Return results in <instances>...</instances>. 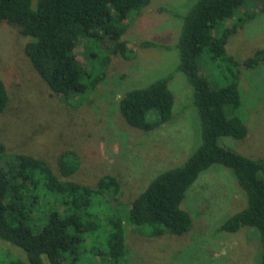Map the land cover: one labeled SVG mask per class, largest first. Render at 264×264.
<instances>
[{"label":"trees","instance_id":"16d2710c","mask_svg":"<svg viewBox=\"0 0 264 264\" xmlns=\"http://www.w3.org/2000/svg\"><path fill=\"white\" fill-rule=\"evenodd\" d=\"M149 3L0 0V26H17L32 68L52 94L73 103L103 81L114 56H128L123 35L129 20ZM259 12H264V0H194L181 15L169 12L181 19L171 44L178 57L174 69L126 88L118 110L128 125L144 131L171 122L176 116L168 81L179 71L191 93L185 107L193 104L197 117V144L180 163L153 174L127 204L117 200L119 181L111 174L101 175L93 186L67 178L79 167L74 150L62 151L52 164L33 154L6 152L0 142V241L8 245L0 244V264H79L83 250L89 253L88 264H132L127 263L125 225L149 237L190 231L193 218L181 203L199 174L213 164L226 168L246 200L214 232L252 229L259 240L253 264H264V156L254 158L222 142L224 137L246 136L239 110L240 68L264 60V48H258L239 61L226 43ZM79 44L84 65L75 50ZM139 46L168 45L143 40ZM8 95L0 73V114Z\"/></svg>","mask_w":264,"mask_h":264},{"label":"rangeland","instance_id":"374dc122","mask_svg":"<svg viewBox=\"0 0 264 264\" xmlns=\"http://www.w3.org/2000/svg\"><path fill=\"white\" fill-rule=\"evenodd\" d=\"M192 2L151 0L129 20L123 35L130 50L128 56H114L103 81L88 97H77L73 103L50 92L23 53L25 37L16 25L2 23L0 73L7 81L9 95L8 106L0 114V142L6 152L33 154L53 164L59 153L74 150L79 156V167L67 178L93 186L101 175L111 174L119 181L116 198L126 204L153 174L180 163L197 144L199 130L193 104L185 107L191 93L182 74L176 71L168 81L174 94L176 117L154 130L128 125L119 113L118 99L129 86L147 83L174 69L178 57L171 44L176 41L181 19L169 12L175 10L181 15ZM160 5L165 8L162 12ZM143 40L168 46L141 47L139 43ZM81 47L79 44L75 50L84 65ZM258 48H264V12L248 20L226 43L228 53L239 61ZM240 70L239 110L244 114L248 131L243 138L224 137L222 142L258 158L264 156V60L253 68ZM221 167L213 164L203 170L185 194L181 205L192 215L190 231L149 237L132 225H125L127 263H254L259 254V240L252 229L244 226L236 232H214L223 218L246 203L234 179ZM0 244L8 246L2 241ZM11 249L22 256L17 248ZM88 256L83 250L79 264L91 262Z\"/></svg>","mask_w":264,"mask_h":264}]
</instances>
